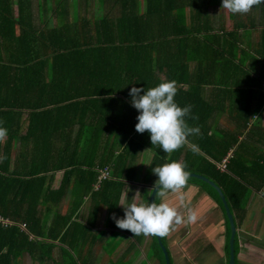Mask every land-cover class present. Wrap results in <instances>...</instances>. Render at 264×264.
I'll return each mask as SVG.
<instances>
[{"label":"trees","instance_id":"16d2710c","mask_svg":"<svg viewBox=\"0 0 264 264\" xmlns=\"http://www.w3.org/2000/svg\"><path fill=\"white\" fill-rule=\"evenodd\" d=\"M81 1L73 6L70 0H38L35 13L34 0H0V126L7 129L0 137V217L7 219L0 223V264H16L24 253L38 264H51L55 240L61 243L60 264H85L83 250L77 256L75 249L91 232L97 233L101 207L106 226L138 241L142 234L119 228L113 214L123 216L119 201L125 186L136 180L141 165L133 164L145 149L153 154L140 181L154 185V165L179 161L188 172L220 187L236 227L245 217L251 192L264 187V151L257 147L264 142L256 147L248 142L257 133V122L248 124L250 118L264 109V71L241 69L248 77L258 73V79L222 88L214 74L219 55H199L191 63L198 53L185 46L208 38L200 39V29L178 23L170 3L165 7L163 0H146L139 13L137 0H98L104 11L87 17L72 12L71 7L91 5ZM45 7L56 13L48 15ZM46 15L50 18L44 20ZM164 80L176 82V102L192 106L187 123L200 129L171 153L151 145L147 130L135 129L138 112L129 96L133 85L153 87ZM230 98L235 126L213 127L221 103ZM228 153L221 169L217 163ZM56 172L60 176L53 186ZM186 183L219 205L228 262L230 227L219 193L193 176ZM150 192L142 187L138 203L147 202ZM131 198L132 191L123 204ZM161 198L156 191L154 201ZM166 235L158 240L150 234V253L158 264H165L160 242L167 248ZM233 247L234 264H240L237 232Z\"/></svg>","mask_w":264,"mask_h":264},{"label":"crops","instance_id":"0c3cea01","mask_svg":"<svg viewBox=\"0 0 264 264\" xmlns=\"http://www.w3.org/2000/svg\"><path fill=\"white\" fill-rule=\"evenodd\" d=\"M74 1L75 0H70V2H72L71 5H73ZM97 1L98 0H90L89 2L91 3V5L89 6V8H87L86 6L81 8L71 7L72 12L74 11L87 17H91L92 15L98 14L99 12L102 13L104 9L98 8ZM163 1L165 7L169 3L173 5V8L171 10L178 23H180L185 28L200 29L198 30L199 32L197 34V37L200 39L208 38L205 41L199 40L196 45L194 40L185 47L188 48L190 45H192L194 51L196 50L198 53L197 56H194V53L190 55L194 56L191 57V63L198 60L199 55L205 56L207 53H209V55H214L215 57L219 55L215 59V61L216 63L220 62L221 64H218V66H216V71L214 74L217 75L216 79L219 80L220 87L225 89H232L235 85H244L250 82L251 78L253 81L258 79V73L251 72L249 73L248 77L246 72H243L241 69H244V71H249V69H255L258 72H260L261 70L264 71V3L254 5L253 8L246 14H233L229 10L221 7V0ZM37 2L38 0H34L33 4ZM84 2V0L81 1V4ZM137 3V11L139 13L144 12L146 0H137ZM37 5L38 4L33 5L35 13L39 11ZM45 8L48 11V7ZM54 13H56V10L48 11V15ZM47 18L48 17L46 15V17H44V20H46ZM51 19L53 23H56L58 20L54 16L51 17ZM40 20L41 17L35 18V23H40ZM69 20L73 21V16L71 14ZM184 44L185 43H182V45ZM178 51L180 52V54H182V56H185L184 52H182L180 48L178 49ZM253 89H257V87ZM221 104L223 105V108L216 115L215 120L212 122V126L217 128L231 129L235 126L234 120L230 118V115H232L233 113V99L230 98L229 100H223ZM255 117L256 118L251 117L249 122L250 125L257 122V125H255L254 127V129L257 130L256 135H251L248 138L249 145L252 147H256V143L258 141L264 142L263 138L260 139L261 134L264 133V109L261 112L257 113ZM257 147L259 150L264 151V143H257ZM146 151L149 152V150H143L142 152H140L141 157L140 153L136 156L140 157V159L134 161L136 164L138 161L142 166L144 160L146 161L149 158V156H147V159L143 158L146 154ZM229 154L230 153H228L227 155ZM57 175V179L54 180L53 177V186L58 183L60 172H56L54 176ZM134 175L136 176V180H133L132 183L129 182L125 186L119 204H123L125 202L126 198H128L129 192L131 191V202L138 203L141 197L140 193L142 191V187H150V184H145L139 180L141 177L140 174L135 172ZM195 187L197 186L190 183H185V185L179 190H183L185 192L186 188H193L195 191H197L199 188L197 187L198 189H195ZM169 191L163 193L161 201L167 202L164 196L167 195ZM261 191L262 192L253 190L251 192L250 199L246 206L245 217L243 221L240 222L237 228V239L239 244L237 259L240 264H264V236L261 233V224H263L264 222V208L263 204L260 203V199L264 198V187ZM201 195L205 196L206 194L203 192ZM200 197L201 196H199V198ZM208 199H210L211 201L210 206L213 207L214 215L217 216L218 219L221 216L220 225H223V227L221 229L219 228L218 232H216L211 226H205L202 231H200V228H202V226L199 228L198 224L189 225V223H194L196 218L198 217L196 216L194 220H188V216L194 212V209H190L191 207L184 209L186 207L183 206L182 209L185 210V212L189 209L188 213L186 212L184 213V216L182 215V218H186L188 222L186 230H181L180 224H178L176 226L173 225L172 227H170L167 233V248L169 254L170 249L171 253L175 252L176 254V249L182 253V257L176 254L177 256L175 257V260H172V264H212L211 261H208L206 257L207 252L205 251V240H207L208 242H212L213 248H215L218 252L217 255L214 256L216 264H228L225 254L226 238L224 233V216L219 205L209 196ZM253 203L256 206H253ZM252 209L253 211L252 213H250ZM104 220L105 209L104 207H101L95 227L97 233L94 232L93 234L91 232L90 237H88L87 235L85 241L95 243L94 238L99 236L98 234L100 233L109 234L114 237L120 236V239L116 244L118 245L117 248H114L111 253L115 255L116 260L118 258L121 260L118 264H144L147 255H150L149 257L153 258L154 263L158 264L156 256L152 253L146 252V246L149 245V243H147V235L142 234L140 236V239L137 241L125 232L110 229L109 226L105 225ZM215 234L220 236L217 237L215 236ZM189 235L193 238V240H190L187 244H185L187 238H189ZM123 237L127 239L122 240L123 242H125V244L123 243L122 248H120V240ZM54 243L55 246L52 250L54 260L51 262V264H60V261L62 259V253L60 250L61 243L58 240H55ZM84 247V243L78 244L75 249L76 251L74 250L75 253H79L78 251L83 250ZM92 250L93 248L90 249V247H87L81 254L83 260H85L86 258L85 264H99L98 261L100 259V255L91 256V253L89 254V251ZM211 253L213 254V252ZM26 257L30 258L27 253H24L16 264H27ZM170 258H172L171 254ZM104 260L107 261L105 253L103 255V259L100 261V264H105ZM37 263L38 262H34L33 264Z\"/></svg>","mask_w":264,"mask_h":264},{"label":"clouds","instance_id":"9594fccd","mask_svg":"<svg viewBox=\"0 0 264 264\" xmlns=\"http://www.w3.org/2000/svg\"><path fill=\"white\" fill-rule=\"evenodd\" d=\"M262 3L264 0H221V7L233 14H246L254 5ZM175 85L174 80H164L153 87L133 85L129 89L130 103L138 112L135 129L140 133L147 130L151 145H158L165 153L173 152L184 145L189 136L200 133L198 126H189L186 120L187 117L192 116V106L181 107L176 102L177 88ZM6 133L7 129L0 126V137L5 136ZM192 150L196 151V145L192 146ZM229 155L225 156L226 162ZM221 162L217 163V166ZM151 171L157 177L154 190L161 191L162 195L169 190L178 191L189 177L186 165L175 160L154 165ZM151 186L153 185H150V188ZM119 205L123 206V216L118 217L113 214V219L119 228L130 230L134 236L155 234L162 237L168 233L170 227L183 222L177 209L164 201L156 203L148 200ZM194 219V214L188 216V220Z\"/></svg>","mask_w":264,"mask_h":264},{"label":"rangeland","instance_id":"374dc122","mask_svg":"<svg viewBox=\"0 0 264 264\" xmlns=\"http://www.w3.org/2000/svg\"><path fill=\"white\" fill-rule=\"evenodd\" d=\"M51 4H53V3H51ZM152 154H153L152 152H150V151L147 152L146 151V154L144 155L143 158L147 159V156H149V158L146 161L144 160L143 165L141 166L142 169L140 168V171L138 169L137 173L139 172V174H143L146 170H148V168L150 166V163H151L150 159H151ZM140 157H141V153H140ZM140 157H136L135 160L140 159ZM140 164L141 163H139L137 161V164L134 162L133 165L135 167H140ZM57 178H58V175L54 176V180L57 179ZM138 178H139V175H138ZM195 189H198V188L195 187ZM260 192H262V191H260ZM202 193L203 192L200 191L199 189L197 191H195L193 188H186L185 192L183 190H178L176 192L169 191V193L167 195H165L164 197L166 198L167 203L170 204L171 206L175 207L177 209V211L181 214V216L182 215L184 216V213H186V212L188 213V210H189L188 209L185 212V210L182 209L183 206L186 207L184 209H187L188 207L189 208L191 207L190 209H194V212L192 214H194L195 217L196 216H198V217L196 218L194 223H189V225L198 224L199 228L202 226V228H200V231H202V229L205 226H211L216 232H218L219 228L221 229L223 227V225H220L221 224V221H220L221 216L218 219L217 216L214 215L213 207L210 206V204H211L210 199H208V196H206V195L202 196L201 195ZM199 196H201V197L199 198ZM260 203L263 204V208H264V198L260 199ZM252 205L256 206L254 203ZM180 209H181V211H180ZM252 211H253V209L251 210L250 213H252ZM260 218H259V220H260ZM182 219H183V222L180 223V228H181V230H186L188 222H187L186 218H182ZM222 220H223V218H222ZM263 224H264V222H263ZM263 224H261V226H262L261 233L264 236V225ZM224 228H225V225H224ZM224 233H225V231H224ZM100 235H101L100 237L97 236V238L95 239V241H94L95 243H93V242L90 243V241L89 242L88 241H84L85 247L83 248V250H85L87 247H90V249L93 248V250L89 251V252L91 253V256L100 255V259L98 261L99 264H100V261L103 259L104 253H105L106 257H107V261L104 260L105 264H118L119 261H121V260L119 258L116 260L115 255H113L111 253H112V250L114 248H117L118 245H116V244H117V241L120 239V236H118V237L115 236L114 237L112 235L105 234V233H100ZM215 236L219 237L220 235L218 236V235L215 234ZM123 239H127V238L123 237L120 240V242H121L120 248H122L123 243L125 244V242L122 241ZM167 239H168V235L166 236V242H167ZM150 240H151L150 235H147V243H149ZM190 240H193V238L189 235V238H187L185 244H187ZM202 241H203V239H202ZM205 242H206L205 243V249H206L205 251L207 252V254H206L207 260L211 261L212 264H216V260H215L214 256H216L218 252L216 251L215 248H213V246H212L213 243L212 242H208L207 240H205ZM167 244H168V242H167ZM146 248H145L146 252L150 253L151 252L150 243H149V245L146 246ZM211 252H213V254ZM214 252H215V254H214ZM170 254H171L172 260L173 259L175 260V257L177 256L176 254H178L180 257H182V253L179 250H177V249H176V254H175V252L171 253V249H170ZM149 256L147 255V258H146L144 264H155L154 261H153V258L149 257ZM26 260H27L26 261L27 264H33L35 262V261L31 260L29 257H26ZM45 264H47V263H45Z\"/></svg>","mask_w":264,"mask_h":264},{"label":"water","instance_id":"95a60500","mask_svg":"<svg viewBox=\"0 0 264 264\" xmlns=\"http://www.w3.org/2000/svg\"><path fill=\"white\" fill-rule=\"evenodd\" d=\"M189 176H193L199 179H202L206 182H208L210 185H212L217 192L219 193V196L222 200L224 209H225V214L227 216L228 222H229V227H230V234H229V238H228V245H229V255H228V264H234L235 262V255H234V247H233V243H234V236L236 234V226H235V222H234V217L229 209V206L226 202L225 196L222 192V190L220 189V187L218 185H216L212 180H210L208 177L199 174V173H194V172H189ZM156 194V191L154 190V185L151 186V192H150V196H149V202L154 201V196ZM158 240H160V236L156 235ZM160 246L161 249L164 253V257H165V264H170V259H169V254L167 252L166 247L160 242Z\"/></svg>","mask_w":264,"mask_h":264},{"label":"built area","instance_id":"2783aa9c","mask_svg":"<svg viewBox=\"0 0 264 264\" xmlns=\"http://www.w3.org/2000/svg\"><path fill=\"white\" fill-rule=\"evenodd\" d=\"M225 162H226V158H224L222 160V162L220 164H218V166L222 169L225 166ZM7 219L0 217V223H6Z\"/></svg>","mask_w":264,"mask_h":264}]
</instances>
